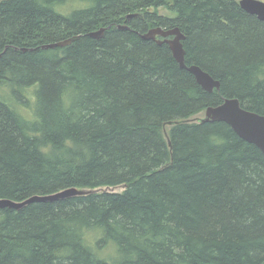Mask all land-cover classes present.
Segmentation results:
<instances>
[{
	"label": "trees",
	"instance_id": "16d2710c",
	"mask_svg": "<svg viewBox=\"0 0 264 264\" xmlns=\"http://www.w3.org/2000/svg\"><path fill=\"white\" fill-rule=\"evenodd\" d=\"M157 26L220 88L142 37ZM1 87L0 199L91 191L0 207V264L264 262V153L182 121L227 97L264 114V21L239 0H2Z\"/></svg>",
	"mask_w": 264,
	"mask_h": 264
},
{
	"label": "water",
	"instance_id": "95a60500",
	"mask_svg": "<svg viewBox=\"0 0 264 264\" xmlns=\"http://www.w3.org/2000/svg\"><path fill=\"white\" fill-rule=\"evenodd\" d=\"M2 1V0H0ZM241 7L250 14H256L258 18L264 19V0H239ZM139 16L138 13L128 14L127 18ZM120 28H129L128 25H120ZM106 28L102 27L99 30L89 33L91 37L101 38ZM172 35L171 39H159L158 36L167 37ZM79 36L66 39L64 41L50 43L43 45V48H53L56 46H65L76 40ZM145 39L155 40L157 43H167L175 57L180 64V67L189 70L194 74L197 82L207 91L212 92L214 88L219 89L221 82L214 78L208 71L204 70L197 64L187 65L186 63V50L183 45V40L186 35L181 31L179 27L172 29H164L160 26L150 28L142 35ZM197 120L199 122H216L221 121L229 124L235 133L248 141L256 145L264 153V114L249 110L242 106L239 98L227 97L221 103L208 106L204 111V116L194 117L191 121ZM174 122H170L173 124ZM91 190L81 189L77 187L65 188L50 194H34L27 197L24 200L17 201L9 198L0 199V207H12L21 208L26 204L36 201H54L61 198H66L74 195H82L90 192ZM264 264V263H262Z\"/></svg>",
	"mask_w": 264,
	"mask_h": 264
},
{
	"label": "rangeland",
	"instance_id": "374dc122",
	"mask_svg": "<svg viewBox=\"0 0 264 264\" xmlns=\"http://www.w3.org/2000/svg\"><path fill=\"white\" fill-rule=\"evenodd\" d=\"M73 3H71V4H69V5H66V7H64V10L65 11H70V9H72L70 6L72 5ZM78 6H80V4L78 5ZM64 12V11H63ZM151 12H158L160 15H170L171 14V12H170V10H169V8L167 7V6H163V7H161V8H152L151 9ZM65 13V12H64ZM69 13V12H68ZM1 90H2V87L0 88ZM6 92H7V90H6ZM5 92V93H6ZM4 96H10V95H8V94H3ZM30 98H32V101H34L35 100V98L33 97V95H30ZM10 100H14L13 98H10ZM27 109V108H26ZM27 110H29V109H27ZM30 111V110H29ZM202 116H204V112L201 114H199L198 116H196V117H202ZM123 190V188L122 187H117V188H115V191H122Z\"/></svg>",
	"mask_w": 264,
	"mask_h": 264
},
{
	"label": "flooded vegetation",
	"instance_id": "af4514ba",
	"mask_svg": "<svg viewBox=\"0 0 264 264\" xmlns=\"http://www.w3.org/2000/svg\"><path fill=\"white\" fill-rule=\"evenodd\" d=\"M245 11H246V10H245ZM249 14H250V13H249ZM252 15H256V14H252ZM256 16H257V15H256ZM257 17H258V16H257ZM259 19H260V18H259ZM260 20L264 21V19H260ZM157 27H158V26H157ZM160 27H161V26H160ZM162 28H164V29H166V30H167V29H172V28H165V27H162ZM171 37L173 38L172 35H169V36H167V37L158 36L159 39H171ZM184 40H185V39H184ZM184 40H183V41H184ZM215 89H217V88H214V90H215ZM214 90H213V91H214ZM213 91H212V92H213ZM261 114H262V113H261ZM262 263H264V262H262ZM262 263H261V264H262Z\"/></svg>",
	"mask_w": 264,
	"mask_h": 264
},
{
	"label": "bare ground",
	"instance_id": "6f19581e",
	"mask_svg": "<svg viewBox=\"0 0 264 264\" xmlns=\"http://www.w3.org/2000/svg\"><path fill=\"white\" fill-rule=\"evenodd\" d=\"M164 37V36H163ZM172 38V37H171ZM159 44V43H158ZM261 114V113H260ZM30 204V203H29Z\"/></svg>",
	"mask_w": 264,
	"mask_h": 264
}]
</instances>
